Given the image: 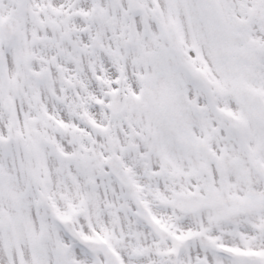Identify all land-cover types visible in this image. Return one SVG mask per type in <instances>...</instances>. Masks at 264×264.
Returning <instances> with one entry per match:
<instances>
[{
    "label": "snow or ice",
    "instance_id": "1",
    "mask_svg": "<svg viewBox=\"0 0 264 264\" xmlns=\"http://www.w3.org/2000/svg\"><path fill=\"white\" fill-rule=\"evenodd\" d=\"M0 264H264V0H0Z\"/></svg>",
    "mask_w": 264,
    "mask_h": 264
}]
</instances>
